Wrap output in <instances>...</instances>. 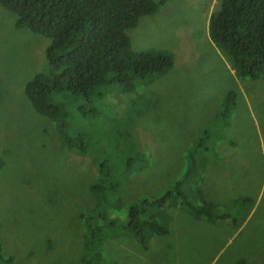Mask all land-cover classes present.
I'll return each mask as SVG.
<instances>
[{
  "label": "rangeland",
  "instance_id": "obj_1",
  "mask_svg": "<svg viewBox=\"0 0 264 264\" xmlns=\"http://www.w3.org/2000/svg\"><path fill=\"white\" fill-rule=\"evenodd\" d=\"M220 3L163 0L154 15L158 22L143 21L128 32L135 48L171 52L172 67L141 86L142 96L137 86L143 78L138 77L136 87L124 95L127 108L115 113L111 88L99 98L80 100L88 117L72 114L80 112L76 105L70 107L69 100L55 94L67 114L63 111L62 120L39 115L25 97L27 82L45 70L49 39L14 26L12 15L0 6V234L6 228L12 233L2 240L4 251L13 247L16 255L9 264H78L77 257L64 255L82 249L81 236L66 232L71 220L66 213L73 199L90 208L94 185L104 180L92 162L96 155L107 158L115 181L107 200L102 195L98 203V210L105 204L102 213L115 226L100 241V264H239L240 258L245 264H264V79L239 78L210 40L208 10ZM226 94L231 107L224 119H216ZM116 126L130 128L135 149L130 167L106 134ZM68 135L72 141L81 135L86 137L82 142H91L84 155L71 153ZM201 155L207 158L206 172L198 175L193 169L199 167H193L184 176L188 157ZM122 172L127 178L120 179ZM46 187L41 201L39 192ZM169 190L174 194L166 199ZM154 196L158 202L149 209L168 211L169 232L151 236L143 248L117 219L137 199ZM201 196L217 202V213L229 217L212 221L182 207L186 197L201 209ZM55 212L50 221L47 215ZM59 227L63 242L56 249L44 239Z\"/></svg>",
  "mask_w": 264,
  "mask_h": 264
},
{
  "label": "trees",
  "instance_id": "obj_2",
  "mask_svg": "<svg viewBox=\"0 0 264 264\" xmlns=\"http://www.w3.org/2000/svg\"><path fill=\"white\" fill-rule=\"evenodd\" d=\"M162 2L163 0H0V6L16 16L17 27L26 28L49 39L45 48V70L36 72L34 80H29L26 86L25 97L33 110L49 119H64L67 114L63 105L53 99L55 94H60L69 100L70 107L76 105L80 111L75 113L70 109L72 114L88 117L90 113L80 104V100L99 98L105 90L111 88L115 113L118 107L127 108L124 95L133 90L138 77L143 78L142 83L137 86L142 96L141 86L150 85L156 77L165 74L172 67L174 57L169 51L152 54L146 49L135 48L128 30L134 29L141 17L159 11ZM208 32L210 40L224 52L239 78L264 79V0H221L220 7L210 15ZM229 94L219 103L216 119H224L225 112L230 109ZM118 126L114 130H107L106 134L115 143V153L127 157V166L130 167L135 157L131 153L135 149L130 128L117 129ZM85 138L80 135L72 141L69 137L68 147L72 154L84 155L85 144L91 143L89 140L82 142ZM123 141H128V144ZM201 143L198 141L195 149ZM97 157L99 156L92 157V162L98 169V177H103L104 180L102 184L94 185L95 193L91 194L90 208L73 202L74 205L69 206L70 210L66 213V217L71 219L66 232H70L74 238L81 236L79 246L82 249L78 254L75 253L78 264H100L104 249L100 241L115 227L111 225L114 219L102 213L105 204L98 210L102 195L106 199L107 193L114 190L112 187L115 186V181L108 169L107 158ZM206 162L205 155L199 158L189 156L184 176H188L193 167H199L193 169L198 175L206 172L209 167H206ZM3 163L0 153V169ZM123 174H120V179L127 178ZM182 181L177 180V184L181 185ZM44 191L48 192V188L39 192L41 201H44ZM172 194L173 191L166 193V199ZM149 197L139 198L128 208L125 207L123 218L117 219L126 232L139 239L143 247L151 236L169 232L168 211L156 213L162 211V207L150 210L149 207L158 202V199L155 196V199ZM201 198V209L186 200V197L181 201L182 207L194 217L207 216L212 221L229 217L226 213H217V202ZM244 200L246 199L242 198V202ZM47 202L51 201L47 199ZM120 203L124 206L121 198ZM58 214L59 212H55L47 216L52 221ZM143 217L146 219H142ZM57 230L64 231L61 227ZM9 233L10 230L6 228L5 235L0 234V264H9L12 259V255L6 253L2 245V240ZM52 235L48 234L44 240H49ZM48 244L54 245L53 239ZM241 260L243 259H240L239 264H245Z\"/></svg>",
  "mask_w": 264,
  "mask_h": 264
},
{
  "label": "clouds",
  "instance_id": "obj_3",
  "mask_svg": "<svg viewBox=\"0 0 264 264\" xmlns=\"http://www.w3.org/2000/svg\"><path fill=\"white\" fill-rule=\"evenodd\" d=\"M2 7V6H1ZM5 10V9H4ZM7 11V10H6ZM9 12V11H8ZM158 12V11H157ZM156 12V13H157ZM212 12H213V9L212 10H210V8H209V10H208V17L210 18V15L212 14ZM10 13V12H9ZM155 13V14H156ZM11 15H12V17H13V19L11 20V22L12 23H14V26H16L15 25V23H16V21H15V15H14V13H10ZM155 14H153V15H145V16H149V17H151V16H154ZM9 16V15H8ZM209 18H208V20H209ZM208 24H209V21H208ZM17 27V26H16ZM19 28V27H18ZM231 64V63H230ZM234 71H235V69H234ZM262 79V77H257V78H251V80H254V81H256V80H261ZM66 140H67V142H70V140H69V135L66 137ZM88 198L86 197L85 198V200H87ZM73 202L74 203H78V201L77 200H75V199H73ZM61 233H62V231H60V230H57L56 231V233L55 234H53L52 235V237L49 239V240H45L47 243H49V241L51 240V239H53V242H54V246H55V248L56 249H60V247H61V245H62V242H63V238H62V236H61ZM8 243H10V244H12V245H14V243H15V240H11V241H9ZM143 247V246H142ZM147 247V243H146V246L145 247H143V248H146ZM13 248V247H12ZM12 248L10 249V250H7V251H5L6 253H8V254H11L12 256V258L13 257H16L15 255H14V253H13V251H12ZM247 250H249V248L247 249ZM65 256H66V258L67 259H69V258H71V257H75V252H72L71 251V253L70 254H64ZM240 259H243V258H240ZM59 262H64V261H62V260H60ZM240 262V261H239Z\"/></svg>",
  "mask_w": 264,
  "mask_h": 264
},
{
  "label": "crops",
  "instance_id": "obj_4",
  "mask_svg": "<svg viewBox=\"0 0 264 264\" xmlns=\"http://www.w3.org/2000/svg\"><path fill=\"white\" fill-rule=\"evenodd\" d=\"M143 21H145L146 23H153V22H158V19L155 16H151V17L143 16L140 18L138 25L132 30L137 29ZM155 35L159 36V34L157 32H155ZM230 107H231V101H230Z\"/></svg>",
  "mask_w": 264,
  "mask_h": 264
},
{
  "label": "water",
  "instance_id": "obj_5",
  "mask_svg": "<svg viewBox=\"0 0 264 264\" xmlns=\"http://www.w3.org/2000/svg\"><path fill=\"white\" fill-rule=\"evenodd\" d=\"M9 234H11L12 235V233L10 232Z\"/></svg>",
  "mask_w": 264,
  "mask_h": 264
},
{
  "label": "bare ground",
  "instance_id": "obj_6",
  "mask_svg": "<svg viewBox=\"0 0 264 264\" xmlns=\"http://www.w3.org/2000/svg\"><path fill=\"white\" fill-rule=\"evenodd\" d=\"M47 137H49V136H47Z\"/></svg>",
  "mask_w": 264,
  "mask_h": 264
}]
</instances>
